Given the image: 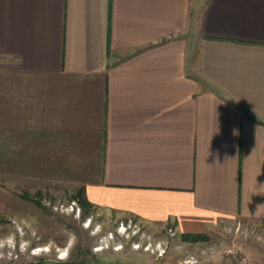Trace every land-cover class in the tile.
I'll list each match as a JSON object with an SVG mask.
<instances>
[{"label":"crops","instance_id":"1","mask_svg":"<svg viewBox=\"0 0 264 264\" xmlns=\"http://www.w3.org/2000/svg\"><path fill=\"white\" fill-rule=\"evenodd\" d=\"M56 148L103 215L264 227V0H0V213Z\"/></svg>","mask_w":264,"mask_h":264},{"label":"rangeland","instance_id":"2","mask_svg":"<svg viewBox=\"0 0 264 264\" xmlns=\"http://www.w3.org/2000/svg\"><path fill=\"white\" fill-rule=\"evenodd\" d=\"M83 151L74 153L77 161ZM46 153L53 154L56 164L62 163L53 167L55 173L51 176L42 173L47 167L33 166L37 175L22 174L23 178L16 182L14 167H25L29 161L26 151L22 164L10 167L11 179L7 177L5 182L14 197L9 209L0 213V264H31L40 259L60 264H178L210 245L222 246L219 254L223 256L244 260L248 255L249 263L264 264V227L239 219L224 230L204 235L206 240L196 241L201 243L192 244L196 242L183 243L186 241L176 235L173 227L153 231L132 219L103 215L91 201V211L81 218V207L74 196L83 189V177L79 176L88 166L79 161L82 165L72 166L73 172L64 165L67 157L63 158L61 148L40 151L35 157L40 162L47 161L43 157ZM83 194L86 197L84 189ZM25 195L40 201L41 206ZM170 231L174 235L170 236ZM228 248L235 254H226ZM63 255L67 259H62Z\"/></svg>","mask_w":264,"mask_h":264},{"label":"trees","instance_id":"3","mask_svg":"<svg viewBox=\"0 0 264 264\" xmlns=\"http://www.w3.org/2000/svg\"><path fill=\"white\" fill-rule=\"evenodd\" d=\"M25 198H27L28 200H31L33 203H35L37 206H41L40 201H38L37 199H34L33 197H29L28 195H25ZM74 198H76L79 202V205L81 207V218H84L87 216V214L91 211V207L93 206V204L84 196L83 194V189H79L76 193V195L74 196ZM181 240L182 241H186V242H196L199 240H206L207 237L204 235H199V234H181L180 235ZM44 260L40 259L34 263L31 264H40L42 263Z\"/></svg>","mask_w":264,"mask_h":264},{"label":"built area","instance_id":"4","mask_svg":"<svg viewBox=\"0 0 264 264\" xmlns=\"http://www.w3.org/2000/svg\"><path fill=\"white\" fill-rule=\"evenodd\" d=\"M174 235L173 231H170V236ZM222 247V246H221ZM221 247L219 245H211L210 246H206L203 248H199L198 249V253L197 254H189L187 255L185 258H183L182 260H180V262L178 264H196L198 261V257L200 255H205V254H211V253H217L218 251L221 250ZM148 249V248H147ZM226 254H235V252H233V250L231 248H228L225 250ZM32 253H36L37 252H32Z\"/></svg>","mask_w":264,"mask_h":264},{"label":"water","instance_id":"5","mask_svg":"<svg viewBox=\"0 0 264 264\" xmlns=\"http://www.w3.org/2000/svg\"><path fill=\"white\" fill-rule=\"evenodd\" d=\"M40 264H60L59 262L57 261H43L42 263Z\"/></svg>","mask_w":264,"mask_h":264},{"label":"clouds","instance_id":"6","mask_svg":"<svg viewBox=\"0 0 264 264\" xmlns=\"http://www.w3.org/2000/svg\"><path fill=\"white\" fill-rule=\"evenodd\" d=\"M234 134H237V133H235V131H234ZM62 259H67V256H64V257H61Z\"/></svg>","mask_w":264,"mask_h":264},{"label":"bare ground","instance_id":"7","mask_svg":"<svg viewBox=\"0 0 264 264\" xmlns=\"http://www.w3.org/2000/svg\"><path fill=\"white\" fill-rule=\"evenodd\" d=\"M39 250H43L42 248L41 249H39ZM64 256V255H63Z\"/></svg>","mask_w":264,"mask_h":264}]
</instances>
